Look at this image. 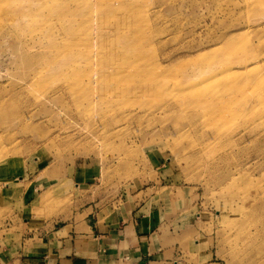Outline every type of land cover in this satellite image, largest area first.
Returning a JSON list of instances; mask_svg holds the SVG:
<instances>
[{
  "label": "rangeland",
  "instance_id": "1",
  "mask_svg": "<svg viewBox=\"0 0 264 264\" xmlns=\"http://www.w3.org/2000/svg\"><path fill=\"white\" fill-rule=\"evenodd\" d=\"M135 204L264 264V0H0V251Z\"/></svg>",
  "mask_w": 264,
  "mask_h": 264
},
{
  "label": "crops",
  "instance_id": "2",
  "mask_svg": "<svg viewBox=\"0 0 264 264\" xmlns=\"http://www.w3.org/2000/svg\"><path fill=\"white\" fill-rule=\"evenodd\" d=\"M135 206L109 214L89 206L62 225L5 247L0 264H196L161 246L154 220Z\"/></svg>",
  "mask_w": 264,
  "mask_h": 264
}]
</instances>
